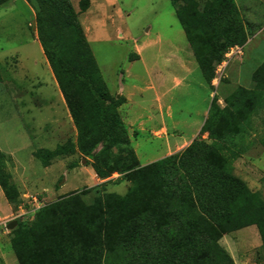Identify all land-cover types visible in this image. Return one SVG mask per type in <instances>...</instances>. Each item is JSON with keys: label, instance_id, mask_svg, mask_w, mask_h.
<instances>
[{"label": "trees", "instance_id": "trees-1", "mask_svg": "<svg viewBox=\"0 0 264 264\" xmlns=\"http://www.w3.org/2000/svg\"><path fill=\"white\" fill-rule=\"evenodd\" d=\"M27 1L34 3L40 44L77 131L76 142L38 149L34 157L48 167L56 157L79 153L99 179L119 174L131 186L92 204L83 196L98 185L86 188L41 207L29 226L19 221L11 231L19 264H235L221 240L251 226L264 253V198L233 173L253 117L264 108V62L252 74L253 89L236 88L224 106L213 97L199 137L183 151L142 166L119 111L122 100L110 94L71 0ZM170 1L214 89L216 66L249 39L235 0ZM89 5L79 2L82 11ZM0 187L10 204L19 202L1 149Z\"/></svg>", "mask_w": 264, "mask_h": 264}, {"label": "rangeland", "instance_id": "rangeland-1", "mask_svg": "<svg viewBox=\"0 0 264 264\" xmlns=\"http://www.w3.org/2000/svg\"><path fill=\"white\" fill-rule=\"evenodd\" d=\"M79 2L71 0L110 94L122 104L129 102L119 111L142 166L183 151L199 137L216 94L224 106V98L236 88L255 86L252 74L264 62V0H235L249 39L237 46L241 53L225 56L227 66L221 80L213 82L214 89L205 82L170 0H90L86 11ZM34 21L23 0L0 6V149L20 194L19 202L10 204L0 187V264H19L10 223L16 222L14 229L19 221L29 226L41 207L86 188L98 185L83 196L92 204L104 193L125 195L131 186L119 174L99 179L79 153L56 157L48 167L34 157L38 149L54 150L77 139L73 125L67 126L54 74L33 41ZM36 101L46 105L38 121L33 118ZM252 121L245 153L234 162L233 173L264 198V108ZM57 122L67 124L64 135L40 142L43 127ZM254 227L227 235L221 244L236 259L264 264Z\"/></svg>", "mask_w": 264, "mask_h": 264}, {"label": "crops", "instance_id": "crops-1", "mask_svg": "<svg viewBox=\"0 0 264 264\" xmlns=\"http://www.w3.org/2000/svg\"><path fill=\"white\" fill-rule=\"evenodd\" d=\"M23 5H25L26 7H28L29 8V11H30V13L34 16V19H35V11H34V9L32 8V6H31V4L27 1V0H23ZM35 22V24H34V28H33V41L34 42H36L38 45H39V49H40V52H41V54H42V56H43V59L46 61V63L49 65V63H48V61H47V58H46V56H45V54H44V51H43V48H42V46H41V44H40V41H39V38H38V34H37V29H36V21H34ZM16 60V59H15ZM17 61V60H16ZM49 67H50V65H49ZM50 69H51V67H50ZM0 73H1V71H0ZM55 77V76H54ZM0 82H4L3 81V77L1 76V74H0ZM180 82V81H179ZM55 83H56V87L59 89V91L61 92V90H60V88H59V85H58V83H57V80H56V78H55ZM19 94H25V93H19ZM61 97H62V103H63V105H64V109L66 110V119H67V121L69 122V124L67 125L65 122H63V123H61V122H57L55 125H52V126H45V127H43V131H42V133H41V135H40V137H41V141L40 142H42V143H48L52 138H58V139H60V136H62V135H64V124L65 125H67V126H69L70 127V125L72 124L73 125V127H74V130L76 131V128H75V126H74V124H73V121H72V117H71V114H70V112H69V109H68V107H67V105H66V102H65V100H64V97H63V94H62V92H61ZM24 103V102H23ZM129 102H128V100H127V103H125V104H122L121 105V108L124 106V105H126V104H128ZM34 105L36 106V108H37V111L38 112H36V114H34V116H33V118H34V120L35 121H38L39 120V118L44 114V112L46 111V105H45V103L44 102H40V101H36V102H34ZM45 105V106H44ZM121 108H120V111H121ZM48 109V108H47ZM51 110H53V109H51ZM121 116H122V114H121ZM123 120H124V117H123ZM125 122V121H124ZM126 124V123H125ZM127 125V124H126ZM128 126V125H127ZM41 129V128H40ZM130 129V128H129ZM163 129H164V127H163ZM32 139H33V136L31 137ZM61 138H63V137H61ZM195 139V138H194ZM193 139V140H194ZM34 142H35V140H33ZM192 142V141H191ZM41 149H47V148H41ZM51 150V149H50ZM73 190V189H72ZM71 191V190H70ZM69 191V192H70ZM68 192V193H69ZM65 194H67V193H65ZM255 229H256V233L258 232L259 233V230H258V228H256V227H254ZM243 230V229H242ZM257 233V234H258ZM259 236H260V234H259ZM260 239H261V237H260ZM256 245V247L257 248H261V245H262V241L261 242H258L257 241V243L255 244ZM230 253L232 252L229 248H226ZM231 255H232V253H231ZM233 257V256H232ZM234 258V261H235V264H253V261L254 260H252L251 258H238V259H236L235 257H233ZM258 264V263H257Z\"/></svg>", "mask_w": 264, "mask_h": 264}, {"label": "built area", "instance_id": "built-area-1", "mask_svg": "<svg viewBox=\"0 0 264 264\" xmlns=\"http://www.w3.org/2000/svg\"><path fill=\"white\" fill-rule=\"evenodd\" d=\"M241 52H242V49H240L239 47L235 46V47L231 48L230 52H228L225 56L229 58L232 55H234L235 53H241ZM226 66H227L226 61L217 65L216 77L213 80V82L218 83L221 80V78L223 76L224 69H225Z\"/></svg>", "mask_w": 264, "mask_h": 264}, {"label": "water", "instance_id": "water-1", "mask_svg": "<svg viewBox=\"0 0 264 264\" xmlns=\"http://www.w3.org/2000/svg\"><path fill=\"white\" fill-rule=\"evenodd\" d=\"M15 225H16V222H12V223H10L9 226H8V229H9V230H13L14 227H15Z\"/></svg>", "mask_w": 264, "mask_h": 264}]
</instances>
